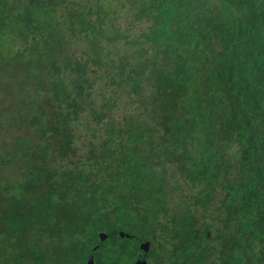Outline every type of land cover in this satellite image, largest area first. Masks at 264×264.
I'll list each match as a JSON object with an SVG mask.
<instances>
[{
	"label": "trees",
	"instance_id": "obj_1",
	"mask_svg": "<svg viewBox=\"0 0 264 264\" xmlns=\"http://www.w3.org/2000/svg\"><path fill=\"white\" fill-rule=\"evenodd\" d=\"M0 92V264H264V0H0Z\"/></svg>",
	"mask_w": 264,
	"mask_h": 264
},
{
	"label": "water",
	"instance_id": "obj_2",
	"mask_svg": "<svg viewBox=\"0 0 264 264\" xmlns=\"http://www.w3.org/2000/svg\"><path fill=\"white\" fill-rule=\"evenodd\" d=\"M120 235L123 236L124 233H120ZM99 236H100L101 241H105V239H107V237H108V235L105 234V233H100ZM142 248H143V251H144V256H146V255H147V252H148V250H149V248H150V243H149V242H145V243L142 245ZM95 249H96V248H95ZM87 264H96V263H95V258H94L93 255L90 256V258L88 259ZM139 264H147L146 259H145V258L142 259V260L140 261Z\"/></svg>",
	"mask_w": 264,
	"mask_h": 264
},
{
	"label": "rangeland",
	"instance_id": "obj_3",
	"mask_svg": "<svg viewBox=\"0 0 264 264\" xmlns=\"http://www.w3.org/2000/svg\"><path fill=\"white\" fill-rule=\"evenodd\" d=\"M3 96H4V97H3ZM8 98H9V96H7V95H5L4 93L0 92V105H2V103H3L2 106H4L5 103H8V102H7ZM0 127H1V122H0ZM3 140H4V139H3V137L1 136V137H0V141H3Z\"/></svg>",
	"mask_w": 264,
	"mask_h": 264
},
{
	"label": "flooded vegetation",
	"instance_id": "obj_4",
	"mask_svg": "<svg viewBox=\"0 0 264 264\" xmlns=\"http://www.w3.org/2000/svg\"><path fill=\"white\" fill-rule=\"evenodd\" d=\"M149 250H150V248H149ZM149 250H148L147 254L149 253ZM146 256H147V255H146ZM142 259H144V258H142V256H141V258L138 259V260H137L136 262H134L133 264H139L140 261H141ZM145 259H146V261H147V264H150V260H149L147 257H145ZM95 263H96V261H95Z\"/></svg>",
	"mask_w": 264,
	"mask_h": 264
}]
</instances>
